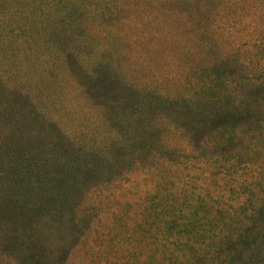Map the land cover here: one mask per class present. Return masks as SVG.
I'll list each match as a JSON object with an SVG mask.
<instances>
[{
  "label": "rangeland",
  "instance_id": "374dc122",
  "mask_svg": "<svg viewBox=\"0 0 264 264\" xmlns=\"http://www.w3.org/2000/svg\"><path fill=\"white\" fill-rule=\"evenodd\" d=\"M73 3L0 0V264L221 256L264 198V114L207 84L175 101L264 43V0ZM242 221L227 253L264 260V213Z\"/></svg>",
  "mask_w": 264,
  "mask_h": 264
},
{
  "label": "trees",
  "instance_id": "16d2710c",
  "mask_svg": "<svg viewBox=\"0 0 264 264\" xmlns=\"http://www.w3.org/2000/svg\"><path fill=\"white\" fill-rule=\"evenodd\" d=\"M77 0H70L72 4L73 2ZM107 0H105L106 2ZM121 1V0H119ZM158 2H165V0H156ZM175 1V0H172ZM75 5V4H74ZM9 12L5 13L3 16H6ZM8 23H5V26H7ZM0 29L2 30L3 27L1 26L0 22ZM250 44V43H249ZM234 50L232 54L224 55L223 57H217L212 62V68L215 65H218L219 63H222L226 60H232L233 62L230 65H227L229 69H232L233 72L225 71V72H219L217 74H213L209 78L202 75L197 77L196 84L193 83V85H189L191 88L190 91L184 96H179L180 98H177L175 101L176 104L179 102L180 105H184L186 103H191L194 99L193 97H189L191 93H193L195 97V93L199 90L198 93H203L205 90V84H207L208 90L212 89H218L219 93L221 94L223 91H226L228 94L231 92H234L232 97H236L238 104L236 105V111L240 115L241 119L247 120L248 118L250 120H253L255 118L261 120L262 115L264 112L262 110L264 109V81L259 83L258 81L264 80V43L261 45H256L251 43L250 48H241L238 47ZM252 50V51H251ZM251 51V52H250ZM250 52V53H249ZM254 52V53H253ZM247 53H249L247 55ZM227 60V61H228ZM227 63V62H226ZM238 65L232 66V65ZM237 74H240L237 77ZM237 77V78H236ZM238 83V90H235L234 86L232 84ZM262 84L261 92L258 97H254V95L250 94L248 91L251 84ZM206 88V89H207ZM224 97V95H222ZM220 96L218 100H223L225 98H222ZM198 101L200 99L197 98ZM196 101V102H198ZM221 107V106H220ZM243 121V120H242ZM257 124V122H256ZM257 128V125L252 127L251 129L254 130ZM231 140H229L230 142ZM221 143V142H220ZM232 145H235L233 142H230ZM236 146V145H235ZM234 149V148H233ZM201 150H204V148H201ZM214 151H217L218 156L217 158H225V154L227 153V148L223 144L221 145H215ZM237 151V148H235L234 152ZM207 154V153H206ZM213 155H216L215 153ZM213 157V156H212ZM251 209V212L246 213L245 218L243 219H250L251 222H258L260 215H263L264 213V198L261 200V203L259 206L255 204ZM243 219H240L242 228H239L237 231V238L236 239H230L226 237V240L219 244L218 249L220 253H222L221 256H216L215 249L214 254L209 259L204 260L201 264H264L263 257L261 256H241L239 253L237 255L229 256L230 254L227 253L228 249H231L232 246H235V242H245L246 236L250 234V231L252 228L250 227H244V224L247 222L242 221ZM250 222V223H251ZM230 228V225L228 224L227 229ZM197 264H200L199 262Z\"/></svg>",
  "mask_w": 264,
  "mask_h": 264
}]
</instances>
